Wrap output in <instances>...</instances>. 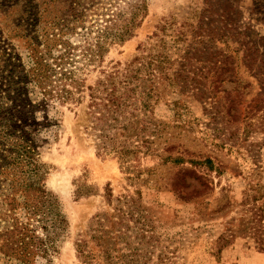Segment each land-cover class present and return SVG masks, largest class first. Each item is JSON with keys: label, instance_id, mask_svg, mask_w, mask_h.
Wrapping results in <instances>:
<instances>
[{"label": "rangeland", "instance_id": "rangeland-1", "mask_svg": "<svg viewBox=\"0 0 264 264\" xmlns=\"http://www.w3.org/2000/svg\"><path fill=\"white\" fill-rule=\"evenodd\" d=\"M148 2L134 35L110 45L101 60L79 61L82 68L77 74L85 84L93 85L104 69L117 62L124 65L151 48L153 52L167 51L172 60L190 50L185 62L190 71L184 79L188 86L183 89V82L157 79L162 98L154 114L177 123L174 144L184 151V159L208 157L215 168L207 170L186 160L161 163L156 157L140 156L132 162L138 175L116 156L97 153L94 139L85 129L87 99L80 104L68 101L50 106L48 116L54 125L39 160L46 170L45 188L57 198L67 225L59 229L48 255L36 264H77L74 242L80 236L88 238L92 218L113 214L115 205L130 198L149 209L144 220L160 237L167 264H264V251L239 232L254 207H261L264 216V130L256 126L257 114L247 116L249 110L255 113L264 76L249 73L242 62L241 46L247 40L243 35L254 33L256 46L264 53V0ZM234 4L229 16L232 22L222 21V9ZM209 8L215 9L211 15ZM215 25L219 28L210 41L212 33L207 29ZM224 25L232 26L235 36L225 37ZM11 42L22 50L20 39ZM205 43L211 46L207 50L203 49ZM183 171L208 178L209 188L203 195L194 196V189L200 190L202 185L188 174L184 177L185 184L190 182L185 189L187 199L177 196L171 183ZM146 178L148 181H142ZM76 189L89 194L77 198Z\"/></svg>", "mask_w": 264, "mask_h": 264}, {"label": "trees", "instance_id": "trees-1", "mask_svg": "<svg viewBox=\"0 0 264 264\" xmlns=\"http://www.w3.org/2000/svg\"><path fill=\"white\" fill-rule=\"evenodd\" d=\"M148 4V0H0V264H36L48 255L59 229L67 225L57 198L45 188L46 170L39 160L54 125L48 116L50 106L68 101L80 104L87 99L85 129L91 133L97 153L116 156L138 175L132 162L140 156L156 157L161 163L186 160L207 170L215 168L208 157L184 159V151L174 144L179 126L154 114L162 98L157 79L183 82V89L188 86L184 79L190 71L185 64L190 50L172 60L167 51L153 52L151 48L124 65L117 62L104 69L93 85L85 84L77 74L82 68L79 61L101 60L110 45L132 37ZM235 7L222 9V21L232 22L229 16ZM214 10L209 8V14ZM218 28L207 29L212 33L208 40L212 41ZM231 30L232 26L224 25L225 37L235 36ZM254 36L243 35L247 40L241 45L242 62L249 73L264 76V53ZM14 38L20 39L22 50L14 48ZM205 44L204 50L211 47ZM260 95L255 113L249 110L247 116L257 114L256 126L264 130V88ZM188 174L202 185L200 190L194 189L195 197L209 188L204 174L183 171L171 183L182 200L187 199L185 189L190 182L185 184L184 177ZM179 182L182 184L176 187ZM87 194L89 191L75 190L77 198ZM114 210L111 215L96 214L88 238L76 239L77 264H167L160 237L144 220L149 209L130 198ZM252 210L239 232L264 251L262 208Z\"/></svg>", "mask_w": 264, "mask_h": 264}]
</instances>
